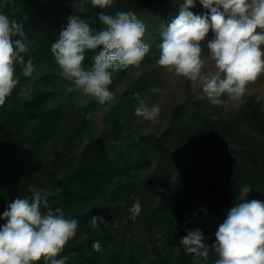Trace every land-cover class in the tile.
I'll return each instance as SVG.
<instances>
[{
  "label": "trees",
  "instance_id": "obj_1",
  "mask_svg": "<svg viewBox=\"0 0 264 264\" xmlns=\"http://www.w3.org/2000/svg\"><path fill=\"white\" fill-rule=\"evenodd\" d=\"M171 3L172 0H115L112 8L104 10L93 7L91 0H84L82 8L64 0H0V13L11 15L14 7L17 20L27 16L24 31L35 43L25 54V61L31 58L35 70L45 63L56 71L51 45L70 15L88 20L99 30L106 27L98 19L101 11L110 15L133 12L150 32L146 43L150 50L143 65L152 49H159L161 43V33L155 31L150 20L151 12L143 13L150 7L170 9ZM190 11L196 15L210 13L199 3ZM178 14L179 11L173 17ZM92 55L87 53L85 67L90 65ZM135 70L130 67L114 72L109 90L113 92ZM54 71L39 77L32 96L20 101L17 95L27 88L31 76L25 77L18 64L19 83L0 106V217L15 199L31 200L32 186L42 190L49 207H59L65 218L79 222L76 236L61 254L70 256L68 264H197L194 255L186 253L180 244L188 231L199 225L188 217L192 200L213 197L216 214L223 221L244 185L252 189L249 200L264 202V150L255 149L249 134L251 129L264 135V111L253 97L246 98L238 114L223 120L215 118L205 100L190 97L171 109L169 124L159 135L139 134L130 124L135 117V102L151 94L153 84L145 76L128 87L118 104L110 101L100 105L94 98L81 104L74 91L67 92L61 86ZM67 85L71 86L70 82ZM134 94H139L138 98ZM51 102L57 103L49 106ZM100 112L104 127L95 134L92 118ZM227 146L232 150L237 146L240 161L229 155ZM154 163L157 167L153 177L172 180L174 187L146 214L148 240L154 252V257L149 258L122 220L130 215L135 194L151 187L138 191L142 183L132 175L150 170ZM224 173L228 178L221 184ZM41 207L44 211L43 204ZM93 216H103L107 223L93 228ZM158 219L167 223L161 245L153 236ZM4 223L0 218V226ZM82 234L87 239L82 240ZM94 241L100 242L101 252L92 248ZM214 242V238H205L209 245ZM177 247L179 252L175 251ZM216 259L218 256L210 251L209 259H201L200 264H215Z\"/></svg>",
  "mask_w": 264,
  "mask_h": 264
},
{
  "label": "clouds",
  "instance_id": "obj_2",
  "mask_svg": "<svg viewBox=\"0 0 264 264\" xmlns=\"http://www.w3.org/2000/svg\"><path fill=\"white\" fill-rule=\"evenodd\" d=\"M6 3L10 0H5ZM210 15H196L191 8L194 0H185L178 16L167 26H161V43L156 64L177 77L199 85L212 105L229 100L243 104L249 85L264 75V0H200ZM93 7L110 9L115 0H91ZM0 13V106L6 103L19 81L16 66L30 77L35 71L33 60L25 61L35 41L24 31L23 19ZM59 38L51 45V53L70 82L68 92L77 91L93 97L100 105L114 99L109 90L114 72L130 67L139 69L149 53L143 42L145 24L129 12L115 15L99 13V22L106 26L94 29L88 20L70 15ZM212 39H207L209 32ZM205 46L208 55L205 56ZM92 52L90 65L85 67L86 55ZM212 62L214 71L206 70ZM139 94H134L138 98ZM108 111L107 108L104 109ZM160 107L139 101L135 115L144 121H154ZM32 199L17 198L11 202L0 226V264H68L69 255L61 254L78 230V220L67 219L63 209H52L47 198L35 186L30 189ZM252 189L244 185L224 221L215 232V242L205 243L200 229L188 231L180 244L194 255L197 264L207 261L210 251L218 256L215 264H264V202L249 200ZM43 204L42 211L41 205ZM142 211L137 200L129 209V219L135 221ZM206 211V210H205ZM93 228L106 224L103 216H93ZM87 239L86 234L80 237ZM96 252L102 251L99 241L92 243ZM180 247L175 249L179 252ZM71 255H75L72 253Z\"/></svg>",
  "mask_w": 264,
  "mask_h": 264
},
{
  "label": "rangeland",
  "instance_id": "obj_3",
  "mask_svg": "<svg viewBox=\"0 0 264 264\" xmlns=\"http://www.w3.org/2000/svg\"><path fill=\"white\" fill-rule=\"evenodd\" d=\"M64 2L69 4L77 5L82 8L84 0H64ZM185 2V0H172V8L166 7L165 9L156 10L153 7L147 8L143 13L149 14L151 12V23L154 25V29L157 32L162 31L161 26H167L173 19V14L180 11V6ZM194 3H199L203 8L200 0H194ZM153 8V9H152ZM194 8V7H193ZM191 8L190 10H192ZM210 15V13H209ZM150 17V16H149ZM142 21L140 18H138ZM150 32L146 30L143 37V42L147 43L149 41ZM213 33L210 31L207 39H212ZM160 49H152V55L147 58V62L139 69H136L131 75L126 76L122 79L121 82L113 90L114 99L112 100L114 104H118L123 96L124 92L128 89L129 86L134 84V82L141 76H145L151 81L153 86L150 89L151 94L140 98L133 105L134 111L139 106V101L142 99L149 107L153 104L158 105L161 109L158 118L154 121H144L142 118L135 115L134 119L130 124V128L139 133V134H148L153 133L159 135L169 124L170 121V112L171 109L188 98L192 99H203L208 103L210 110L214 112L215 118L223 120L228 119L235 114H238L241 104L231 101L226 95L222 96L221 99L225 100L224 104L221 105H212L206 96L203 94L199 85H193L189 80L183 77H177L173 73H169L166 69L159 67L156 64V60L159 58ZM204 55H208L207 48L205 46ZM209 71H214L212 62L209 61L207 69ZM52 68L49 65L43 63L38 69H36L27 84V88L20 92L17 95V100H26L32 96L36 86V80L41 77L46 72H53ZM57 81L61 84L63 88H66L68 83L61 75V70L59 67L54 71ZM114 76V75H113ZM67 91V90H66ZM68 92V91H67ZM74 94L77 96V100L81 104H86L88 101L93 98L91 96L84 95L80 92L74 91ZM253 97L257 103H259L261 110L264 111V75H261L254 84L249 85V91L245 97ZM57 102H51L49 106H54ZM102 115L100 112L92 118V126L94 128L95 134L99 133L104 127L102 123ZM250 131V142L254 144L255 149L264 150V135L260 131L251 130ZM237 146H233L232 150L227 146L226 151L231 157L235 160L240 161L238 158ZM157 164L154 163L153 167L148 171H141L134 173L133 179L141 182L142 184L138 186L139 190H144L145 186L151 185L146 191L137 192L133 199V204L138 200L141 204L142 211L135 221L129 219L130 215H127L125 219L122 220V224H128V233L130 236H133L137 239L139 243V248L149 257H154V252L151 243L148 240L147 229L149 227V219L147 215L149 211L153 210L160 202L163 196L167 195L174 187L173 181L168 179H163L153 177V174L156 170ZM227 176L224 173L220 179V183L224 184L227 181ZM222 190V189H221ZM206 210V211H205ZM217 209L215 206V199L211 198H200L194 199L191 201L189 206L188 217L199 222L198 229L201 230L205 238L213 239L215 241V232L218 229L219 224L223 222L222 217L220 218L216 214ZM156 226L153 227L154 233L153 236L163 244L165 241L166 234L164 228L166 226V221L157 220Z\"/></svg>",
  "mask_w": 264,
  "mask_h": 264
}]
</instances>
